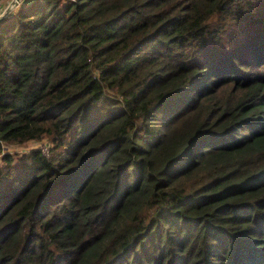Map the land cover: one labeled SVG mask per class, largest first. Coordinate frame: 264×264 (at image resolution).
Returning a JSON list of instances; mask_svg holds the SVG:
<instances>
[{"label": "trees", "instance_id": "obj_1", "mask_svg": "<svg viewBox=\"0 0 264 264\" xmlns=\"http://www.w3.org/2000/svg\"><path fill=\"white\" fill-rule=\"evenodd\" d=\"M16 6L0 264H264V0Z\"/></svg>", "mask_w": 264, "mask_h": 264}, {"label": "clouds", "instance_id": "obj_2", "mask_svg": "<svg viewBox=\"0 0 264 264\" xmlns=\"http://www.w3.org/2000/svg\"><path fill=\"white\" fill-rule=\"evenodd\" d=\"M26 4V0H18V4L16 6L15 12L12 13V15H15L17 12H19ZM6 13L3 11H0V19H4ZM55 149V144L52 141H49V147H48V155L49 157L53 153Z\"/></svg>", "mask_w": 264, "mask_h": 264}, {"label": "built area", "instance_id": "obj_3", "mask_svg": "<svg viewBox=\"0 0 264 264\" xmlns=\"http://www.w3.org/2000/svg\"><path fill=\"white\" fill-rule=\"evenodd\" d=\"M15 7L18 4V0H0V11L4 9L7 5H12ZM41 152L45 154L46 152V145L39 146Z\"/></svg>", "mask_w": 264, "mask_h": 264}, {"label": "rangeland", "instance_id": "obj_4", "mask_svg": "<svg viewBox=\"0 0 264 264\" xmlns=\"http://www.w3.org/2000/svg\"><path fill=\"white\" fill-rule=\"evenodd\" d=\"M28 146H40V144H38V143H36V142H29L28 143ZM19 148H21V147H13V148H8L9 150H18Z\"/></svg>", "mask_w": 264, "mask_h": 264}, {"label": "water", "instance_id": "obj_5", "mask_svg": "<svg viewBox=\"0 0 264 264\" xmlns=\"http://www.w3.org/2000/svg\"><path fill=\"white\" fill-rule=\"evenodd\" d=\"M11 7H13V4L7 5L6 7H4V9L2 11L6 13Z\"/></svg>", "mask_w": 264, "mask_h": 264}]
</instances>
